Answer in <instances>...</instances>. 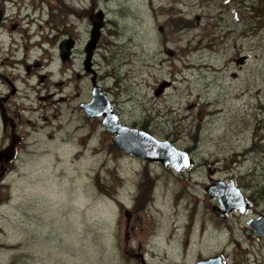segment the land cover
Segmentation results:
<instances>
[{"label": "rangeland", "instance_id": "rangeland-1", "mask_svg": "<svg viewBox=\"0 0 264 264\" xmlns=\"http://www.w3.org/2000/svg\"><path fill=\"white\" fill-rule=\"evenodd\" d=\"M12 2L0 0V96L23 140L0 188V264H140L136 252L149 264H264V237L247 223L264 215V0ZM92 7L105 15L92 68L119 121L187 151V169L113 148L101 119L84 115ZM36 14L48 17L42 51L28 42ZM209 175L232 180L248 209L215 214Z\"/></svg>", "mask_w": 264, "mask_h": 264}, {"label": "water", "instance_id": "water-1", "mask_svg": "<svg viewBox=\"0 0 264 264\" xmlns=\"http://www.w3.org/2000/svg\"><path fill=\"white\" fill-rule=\"evenodd\" d=\"M87 15L90 21V31L89 38L84 46L85 56L82 64L84 70L91 74V98L87 102L80 103L84 115L88 118H101V123L105 131L112 135L110 143L115 148L133 157L149 161H159L164 167L171 165L175 170L188 167L192 163V160L187 152L176 149L169 141L157 140L147 132L135 127L126 126L118 120V116L111 107L107 95L102 87L97 84V73L92 68V57L104 26V13L101 9L97 11L91 9ZM158 30H161V27ZM73 47L74 40L71 37L60 40L58 49L61 61H65L71 56ZM163 50L169 56L174 55V51L167 46H164ZM243 60L244 57H241L238 62L242 63ZM169 84L168 81H162L155 89L154 94H161ZM18 141L19 137L13 135L9 145L0 150V159L4 157V161L6 162L12 159L14 147ZM209 181L210 184L205 186V190L210 196L218 198L221 207H212L216 214L223 217L233 210L243 213L247 209L249 200L243 196L239 188L234 186L232 181L224 183L221 180H216L211 177H209ZM248 225L254 232L264 237V215L261 214L257 218L250 219ZM142 260L143 263L149 264L144 259ZM221 263V256L215 255L209 258L199 259L195 264Z\"/></svg>", "mask_w": 264, "mask_h": 264}, {"label": "flooded vegetation", "instance_id": "flooded-vegetation-1", "mask_svg": "<svg viewBox=\"0 0 264 264\" xmlns=\"http://www.w3.org/2000/svg\"><path fill=\"white\" fill-rule=\"evenodd\" d=\"M5 1L11 2L14 5V2H12V1H16V0H5ZM27 6H28L27 4H24V5L19 4L18 8H19L20 12L26 11V13L28 15H31L33 13H37L38 11H43V10H41L42 8H40V6L36 5V6H34L33 13H30L29 11H27L29 8H27V9L25 8ZM52 13H53V11H52ZM47 18L48 17L37 18V14L30 16L29 25H28L29 26V28H28V33H29L28 42L30 44V48L35 47V49H37L39 51L46 49L45 40H41L40 35L44 34V36H46L48 34V32L45 31V33H43V31H42L43 27L40 28V26L43 24V21L45 20V22H46L45 27H47ZM67 37H71V36L68 35ZM13 38H16V37H13ZM16 41H17V39H16ZM74 42H75V40H74ZM9 45H10V47H16L17 42H15V40L10 41ZM99 79L100 78L97 74V76H96L97 82L99 81ZM10 87H11V90H10L9 94H14L16 91V88L12 84H10ZM7 99H8V95H6V96L4 95L2 97L0 96V104H1V107H0V139L2 141V143H1L2 145H1L0 149L5 148L7 145H9L13 135L19 137V141L17 142L16 146L14 147V155H13L12 159H9L7 162L4 161V157H2L0 159V188L9 185V183L6 181L8 178V175L11 173H14L19 168L20 163L18 165H15V162L18 161L17 160L18 151L20 149V145H21L22 140H23V133L21 132V129H20L21 128V119L19 117V114L15 110H11L8 106H5V102L7 101ZM111 105H112V103H111ZM0 203H1V199H0ZM17 250L19 252V249H17ZM141 255H142L141 252L133 253V257L138 259L140 264H144ZM1 264H3V263H1ZM9 264H11V262H9Z\"/></svg>", "mask_w": 264, "mask_h": 264}, {"label": "trees", "instance_id": "trees-1", "mask_svg": "<svg viewBox=\"0 0 264 264\" xmlns=\"http://www.w3.org/2000/svg\"><path fill=\"white\" fill-rule=\"evenodd\" d=\"M180 23H181V24H179V25L177 24L178 27H179V26H180V27H181V26H185L184 23H182V22H180ZM182 24H183V25H182ZM143 186H144V185H143ZM144 187L147 188L148 186L145 185Z\"/></svg>", "mask_w": 264, "mask_h": 264}, {"label": "bare ground", "instance_id": "bare-ground-1", "mask_svg": "<svg viewBox=\"0 0 264 264\" xmlns=\"http://www.w3.org/2000/svg\"><path fill=\"white\" fill-rule=\"evenodd\" d=\"M258 216H259V215H258ZM258 216H257V217H258ZM257 217H254V218H257ZM250 219H252V218H250ZM250 219H249V220H250ZM249 220H248V221H249Z\"/></svg>", "mask_w": 264, "mask_h": 264}]
</instances>
